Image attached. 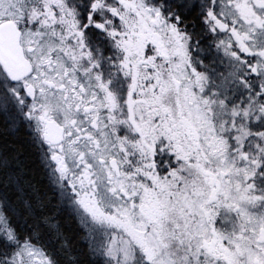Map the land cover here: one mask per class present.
Returning <instances> with one entry per match:
<instances>
[{"label":"snow or ice","instance_id":"1","mask_svg":"<svg viewBox=\"0 0 264 264\" xmlns=\"http://www.w3.org/2000/svg\"><path fill=\"white\" fill-rule=\"evenodd\" d=\"M0 264H264V0H0Z\"/></svg>","mask_w":264,"mask_h":264}]
</instances>
